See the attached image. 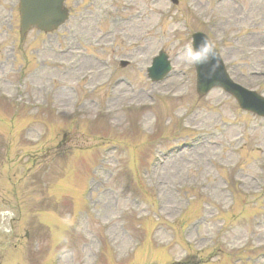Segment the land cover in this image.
<instances>
[{
    "label": "rangeland",
    "instance_id": "1",
    "mask_svg": "<svg viewBox=\"0 0 264 264\" xmlns=\"http://www.w3.org/2000/svg\"><path fill=\"white\" fill-rule=\"evenodd\" d=\"M11 1L0 0V264H264V118L220 89L199 98L180 58L203 30L234 79L264 93V51L251 48L264 46V0H138L126 15L143 7L141 18L110 36L73 33L87 0H71L65 26L23 42ZM160 49L174 70L157 84L146 67Z\"/></svg>",
    "mask_w": 264,
    "mask_h": 264
},
{
    "label": "clouds",
    "instance_id": "2",
    "mask_svg": "<svg viewBox=\"0 0 264 264\" xmlns=\"http://www.w3.org/2000/svg\"><path fill=\"white\" fill-rule=\"evenodd\" d=\"M186 64L206 65L215 61L212 64V72L220 65V55L214 42L207 36L201 41L199 46L189 44L183 50L180 57Z\"/></svg>",
    "mask_w": 264,
    "mask_h": 264
},
{
    "label": "water",
    "instance_id": "3",
    "mask_svg": "<svg viewBox=\"0 0 264 264\" xmlns=\"http://www.w3.org/2000/svg\"><path fill=\"white\" fill-rule=\"evenodd\" d=\"M28 16V15H26ZM66 10L62 6V0H58L57 3H52L48 8H45L42 12H39L37 16L31 15L28 18L23 19V32L26 31L31 25H37L40 28H53L58 25L61 20L65 19Z\"/></svg>",
    "mask_w": 264,
    "mask_h": 264
}]
</instances>
